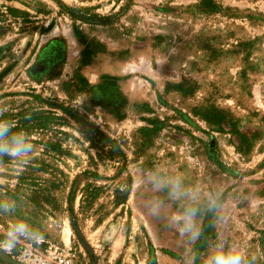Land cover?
Returning a JSON list of instances; mask_svg holds the SVG:
<instances>
[{
  "label": "rangeland",
  "instance_id": "obj_1",
  "mask_svg": "<svg viewBox=\"0 0 264 264\" xmlns=\"http://www.w3.org/2000/svg\"><path fill=\"white\" fill-rule=\"evenodd\" d=\"M0 119L4 264H264V0H0Z\"/></svg>",
  "mask_w": 264,
  "mask_h": 264
},
{
  "label": "clouds",
  "instance_id": "obj_2",
  "mask_svg": "<svg viewBox=\"0 0 264 264\" xmlns=\"http://www.w3.org/2000/svg\"><path fill=\"white\" fill-rule=\"evenodd\" d=\"M14 126L7 120L0 119V158L7 155L13 159H23L33 151V144L26 137L23 131L12 132ZM174 189L178 185L173 186ZM196 209L191 208L186 214V230L193 228L192 218ZM209 264H246L245 257L235 248L225 249L223 245L214 252Z\"/></svg>",
  "mask_w": 264,
  "mask_h": 264
},
{
  "label": "built area",
  "instance_id": "obj_3",
  "mask_svg": "<svg viewBox=\"0 0 264 264\" xmlns=\"http://www.w3.org/2000/svg\"><path fill=\"white\" fill-rule=\"evenodd\" d=\"M24 254L27 255L28 258H30V256H33L34 253L31 250H29V251L28 250H24V253H22L23 259L25 258ZM32 260H37L38 261L37 264H51L49 259H44V258H41L39 256H34Z\"/></svg>",
  "mask_w": 264,
  "mask_h": 264
},
{
  "label": "trees",
  "instance_id": "obj_4",
  "mask_svg": "<svg viewBox=\"0 0 264 264\" xmlns=\"http://www.w3.org/2000/svg\"><path fill=\"white\" fill-rule=\"evenodd\" d=\"M96 135H98L99 138L102 139V140L105 139V137L102 134H100L99 132H97Z\"/></svg>",
  "mask_w": 264,
  "mask_h": 264
},
{
  "label": "water",
  "instance_id": "obj_5",
  "mask_svg": "<svg viewBox=\"0 0 264 264\" xmlns=\"http://www.w3.org/2000/svg\"><path fill=\"white\" fill-rule=\"evenodd\" d=\"M0 264H4V263L0 260Z\"/></svg>",
  "mask_w": 264,
  "mask_h": 264
}]
</instances>
